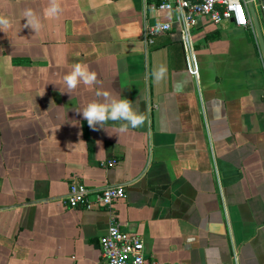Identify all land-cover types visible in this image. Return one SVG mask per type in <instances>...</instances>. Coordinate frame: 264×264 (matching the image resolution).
<instances>
[{
  "label": "crops",
  "instance_id": "obj_1",
  "mask_svg": "<svg viewBox=\"0 0 264 264\" xmlns=\"http://www.w3.org/2000/svg\"><path fill=\"white\" fill-rule=\"evenodd\" d=\"M159 0H0V264H101L113 218L162 264H264V62L251 23L198 18L199 64L186 72L179 27ZM33 9L42 28L24 27ZM255 9L264 36V0ZM87 64L99 84L67 93L63 77ZM167 68L165 80L151 75ZM97 89L130 100L143 126L89 127ZM63 92V93H62ZM114 160L113 166L107 162ZM123 186L110 207L65 203L71 184Z\"/></svg>",
  "mask_w": 264,
  "mask_h": 264
},
{
  "label": "built area",
  "instance_id": "obj_2",
  "mask_svg": "<svg viewBox=\"0 0 264 264\" xmlns=\"http://www.w3.org/2000/svg\"><path fill=\"white\" fill-rule=\"evenodd\" d=\"M255 6L256 0H252ZM151 10L167 11L173 14L172 22H160L145 28L149 38L167 33L172 24L179 27L180 43L183 49L186 72L193 79L199 75V64L194 54L191 41V29L198 18H206L213 24L230 21L236 27L250 24L245 0H159L156 5H149ZM114 160L107 162L113 166ZM123 186H110L98 192H92L82 184L69 186L65 203L70 208L82 207L92 210L100 206L110 207L116 200L123 198ZM101 264H162L145 259L141 240L120 230L112 218L106 234L99 240Z\"/></svg>",
  "mask_w": 264,
  "mask_h": 264
},
{
  "label": "clouds",
  "instance_id": "obj_3",
  "mask_svg": "<svg viewBox=\"0 0 264 264\" xmlns=\"http://www.w3.org/2000/svg\"><path fill=\"white\" fill-rule=\"evenodd\" d=\"M63 11L61 0H48L47 7L44 9V16L49 19L59 18ZM23 19H26L24 27H31L38 33L42 28L40 16L31 8L23 12ZM13 27L12 20L0 14V31L5 33L6 30ZM151 75L156 83L165 80L167 68L163 65L153 70ZM67 93L74 92L79 85L93 87L99 84L97 73L90 70L89 66L84 63H75L71 70L63 77ZM63 93V92H62ZM96 99L91 100L82 111L83 118L87 121L89 127L95 129L97 126L104 128L108 121L123 122L120 124L118 131L125 133L129 127L135 129L144 125L146 116L144 112H138L133 108V103L119 94L114 96L111 92L103 89H97L95 92Z\"/></svg>",
  "mask_w": 264,
  "mask_h": 264
},
{
  "label": "water",
  "instance_id": "obj_4",
  "mask_svg": "<svg viewBox=\"0 0 264 264\" xmlns=\"http://www.w3.org/2000/svg\"><path fill=\"white\" fill-rule=\"evenodd\" d=\"M246 8L249 14L250 23L253 27L259 53L261 55L262 62H264V36H262L256 9L252 0H245Z\"/></svg>",
  "mask_w": 264,
  "mask_h": 264
}]
</instances>
